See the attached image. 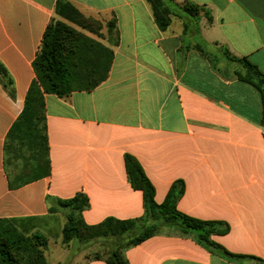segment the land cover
Wrapping results in <instances>:
<instances>
[{
	"label": "crops",
	"instance_id": "1",
	"mask_svg": "<svg viewBox=\"0 0 264 264\" xmlns=\"http://www.w3.org/2000/svg\"><path fill=\"white\" fill-rule=\"evenodd\" d=\"M68 1L83 15L115 19L117 43L100 39L112 50L111 65L90 90L44 94L48 172L12 186L7 134L35 78L32 61L56 0H0V64L12 90L0 83V218L24 235H43L47 264H107L103 243L62 242L65 212L53 208L81 193L87 225L143 218L141 191L124 166L130 154L156 203L181 180L176 209L226 227L208 239L235 256L163 227L120 249L128 264H264L261 95L225 54L246 58L264 75V0H163L172 12L164 30L146 0ZM184 1L201 7L198 17L183 16L177 5Z\"/></svg>",
	"mask_w": 264,
	"mask_h": 264
},
{
	"label": "trees",
	"instance_id": "2",
	"mask_svg": "<svg viewBox=\"0 0 264 264\" xmlns=\"http://www.w3.org/2000/svg\"><path fill=\"white\" fill-rule=\"evenodd\" d=\"M150 6L154 22L160 30L170 23L172 12L163 0H146ZM183 16L198 17L201 7L193 2L184 1L178 4ZM55 15L46 26L37 53L32 61L35 78L32 80L25 96L24 106L10 127L7 139L18 141L34 153L36 167L30 178L18 177L10 181V185H20L28 180L38 178L48 172L47 139L44 117V94H55L65 98L74 90H90L106 79L112 59V50L92 38L83 35L70 27L65 21H70L83 29L89 30L85 18L68 0H56ZM208 20L209 13L204 11ZM83 21V22H82ZM107 41L116 44L118 31L114 18L104 23ZM230 60L242 64L244 74L237 73L240 80L246 81L258 89L262 101V122L264 123V75L246 58L230 56ZM0 83L9 88L10 80L0 64ZM40 156L45 168L40 169ZM124 166L131 186L142 194L144 217L141 219L118 220L106 218L96 225H87L81 212L88 206L85 195L77 193L67 199H58L56 207L65 212V222L62 228V242H78L82 247L100 242L108 246L107 264H128L122 257V247L135 245L154 235L163 227L173 228L187 234L194 233L198 242L213 247L225 255H231L220 245L209 241L212 233H224L227 228L218 230L215 221H205L184 214L176 209V201L183 193V182H173L163 201L154 200V187L146 176L142 166L130 154L124 156ZM51 209V208H50ZM47 239L38 233L22 234L8 219L0 218V264H47L44 250ZM27 258L20 260L19 255ZM99 257V255H94Z\"/></svg>",
	"mask_w": 264,
	"mask_h": 264
},
{
	"label": "rangeland",
	"instance_id": "3",
	"mask_svg": "<svg viewBox=\"0 0 264 264\" xmlns=\"http://www.w3.org/2000/svg\"><path fill=\"white\" fill-rule=\"evenodd\" d=\"M83 17L86 20L85 22H82L86 24L89 30L83 29L70 21H63H65L70 27L74 28L76 31L81 32L83 35H86L95 41L100 42V39L106 38V33L104 31V22L99 16L83 15ZM36 158L38 157L35 156L34 153H32L27 146L20 145L19 142L16 140L6 141V154L4 164L5 170L10 180H14L18 177L30 178L32 174L36 172V167H33L35 165ZM41 158L42 157L40 156L41 166L39 171L45 168V163ZM26 258L27 257L23 253L19 255L20 260H25Z\"/></svg>",
	"mask_w": 264,
	"mask_h": 264
}]
</instances>
